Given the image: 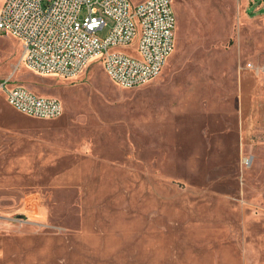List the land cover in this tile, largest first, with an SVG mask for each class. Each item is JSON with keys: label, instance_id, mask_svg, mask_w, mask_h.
<instances>
[{"label": "rangeland", "instance_id": "1", "mask_svg": "<svg viewBox=\"0 0 264 264\" xmlns=\"http://www.w3.org/2000/svg\"><path fill=\"white\" fill-rule=\"evenodd\" d=\"M173 5L174 50L131 88L99 61L37 74L0 33V82L64 108L0 91V264H264V0Z\"/></svg>", "mask_w": 264, "mask_h": 264}, {"label": "built area", "instance_id": "2", "mask_svg": "<svg viewBox=\"0 0 264 264\" xmlns=\"http://www.w3.org/2000/svg\"><path fill=\"white\" fill-rule=\"evenodd\" d=\"M176 24L173 0H5L0 7V33L21 41L22 61L31 71L74 77L99 61L114 83L127 88L161 74L174 50ZM132 44L137 55L111 51ZM0 91L29 116L63 114L60 99L12 84L10 78L0 82Z\"/></svg>", "mask_w": 264, "mask_h": 264}, {"label": "crops", "instance_id": "3", "mask_svg": "<svg viewBox=\"0 0 264 264\" xmlns=\"http://www.w3.org/2000/svg\"><path fill=\"white\" fill-rule=\"evenodd\" d=\"M146 0H135V1H131L133 4H138V3H141V2H144Z\"/></svg>", "mask_w": 264, "mask_h": 264}]
</instances>
